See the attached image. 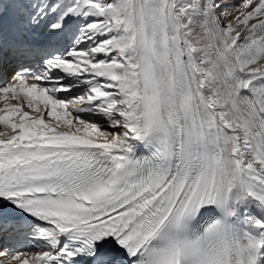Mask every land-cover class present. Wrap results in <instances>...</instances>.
<instances>
[{"label":"snow or ice","instance_id":"obj_1","mask_svg":"<svg viewBox=\"0 0 264 264\" xmlns=\"http://www.w3.org/2000/svg\"><path fill=\"white\" fill-rule=\"evenodd\" d=\"M0 264H264V0H0Z\"/></svg>","mask_w":264,"mask_h":264}]
</instances>
